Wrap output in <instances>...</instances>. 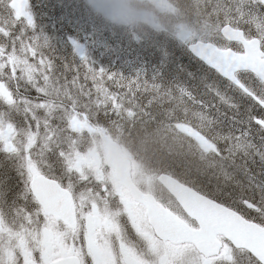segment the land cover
<instances>
[{
	"label": "snow or ice",
	"instance_id": "snow-or-ice-1",
	"mask_svg": "<svg viewBox=\"0 0 264 264\" xmlns=\"http://www.w3.org/2000/svg\"><path fill=\"white\" fill-rule=\"evenodd\" d=\"M52 9L0 0V264H264V0Z\"/></svg>",
	"mask_w": 264,
	"mask_h": 264
},
{
	"label": "rangeland",
	"instance_id": "rangeland-1",
	"mask_svg": "<svg viewBox=\"0 0 264 264\" xmlns=\"http://www.w3.org/2000/svg\"><path fill=\"white\" fill-rule=\"evenodd\" d=\"M64 1H71V0H64ZM38 2H39V0H38ZM56 2H57V0H51V1L44 0L43 1V4H46L45 6L48 9L47 13H50V15L44 14L43 15L44 18L48 19L49 17H51V15H52L51 12L53 10L52 9V5H53V3H56ZM143 3H145L143 0H125L127 13H126V15H125V17L123 18L122 21H124L125 23H128L129 21H132L133 18H135V17L138 19V21H140V20L144 21L143 15H144L145 12H151V13L152 12H156L157 13V10L160 11L162 9H165L164 11H160L159 12V13L163 14V16H162L163 17L162 25L163 24H168L169 21L174 20V19H177V20L181 21V20H185V18H186L187 20H190V16H187V14L184 16L181 10H180V13L178 15H175L176 12L169 11L171 9V6L168 4V2L162 3L161 0H155V4L151 8L148 7L149 9H143V7H142ZM196 3H197V1H196ZM34 4L37 6V1L36 0H34ZM154 21H155L154 18H151L150 20L146 21L147 22L146 25L154 26ZM179 26H175L173 24H169V28H170L169 32H172L174 29H176ZM97 55H99V54H97ZM105 61H106V58H105ZM147 150H148L147 154H149V153H152V151L154 149H152V147H148ZM102 153H103V148H101V154ZM141 154L142 155L144 154L143 150H141ZM139 178H140V181L143 179L142 176H139Z\"/></svg>",
	"mask_w": 264,
	"mask_h": 264
},
{
	"label": "trees",
	"instance_id": "trees-1",
	"mask_svg": "<svg viewBox=\"0 0 264 264\" xmlns=\"http://www.w3.org/2000/svg\"><path fill=\"white\" fill-rule=\"evenodd\" d=\"M43 1L44 0H39V2H38V0H37V4H38V6H37V9H38V11H42L43 12V15L44 14H48V15H50V13H47V8H46V4H43ZM49 1H51V0H49ZM179 4L180 3H182L183 1H185V0H176ZM187 1V0H186ZM197 1V0H196ZM65 2V4H69V2L68 1H64ZM198 2V1H197ZM70 5V4H69ZM192 11V10H191ZM52 13V12H51ZM191 14V13H190ZM45 19V23H48V19H46V18H44ZM121 27H124L127 31H129V32H135L136 34H140V35H143V34H151V32L149 31V30H147L146 28H145V26L143 25V24H139V25H137V26H135L134 27V29H132V30H129L126 26H124V25H120ZM116 41H118V42H121V43H123L124 44V46L125 47H127V44H128V41L130 40V37H121V36H116L115 38H114ZM135 44H133L132 45V47L133 48H135L136 46H134ZM97 54H99L98 52H97ZM177 55H179V53H177ZM142 135V134H141ZM128 147L131 149H134L135 151L137 150V149H141V150H143L144 149V147H145V145L143 146V145H141L140 144V142H139V139H137V140H135L134 142H132L131 144H129L128 145ZM147 148L148 147H152V149H155L157 146L156 145H152L151 143H149L147 146H146ZM148 155H151V153H149Z\"/></svg>",
	"mask_w": 264,
	"mask_h": 264
},
{
	"label": "bare ground",
	"instance_id": "bare-ground-1",
	"mask_svg": "<svg viewBox=\"0 0 264 264\" xmlns=\"http://www.w3.org/2000/svg\"><path fill=\"white\" fill-rule=\"evenodd\" d=\"M196 4V0H185L182 3L179 4V9L182 11L184 15L190 16V13L192 12V7ZM153 145V144H152Z\"/></svg>",
	"mask_w": 264,
	"mask_h": 264
},
{
	"label": "flooded vegetation",
	"instance_id": "flooded-vegetation-1",
	"mask_svg": "<svg viewBox=\"0 0 264 264\" xmlns=\"http://www.w3.org/2000/svg\"><path fill=\"white\" fill-rule=\"evenodd\" d=\"M137 177H138V175H137ZM134 178L137 179L136 176H135ZM137 180H138V179H137ZM138 181H139V180H138Z\"/></svg>",
	"mask_w": 264,
	"mask_h": 264
}]
</instances>
